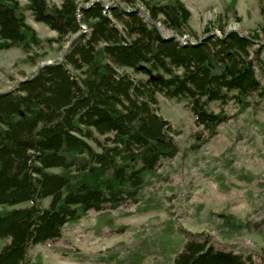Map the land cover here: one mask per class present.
Returning <instances> with one entry per match:
<instances>
[{
    "label": "trees",
    "instance_id": "trees-1",
    "mask_svg": "<svg viewBox=\"0 0 264 264\" xmlns=\"http://www.w3.org/2000/svg\"><path fill=\"white\" fill-rule=\"evenodd\" d=\"M119 1L105 7L101 0H0V50L20 47L33 59L30 52L44 41L58 49L68 44L62 60L39 64L0 90V205L10 206L0 210V238H9L0 264H34L27 257L31 245L59 237L89 210L153 198L144 197L143 188L180 152L178 131L159 114L158 93L190 111L197 129L189 150L234 114L264 101L259 31L243 35L219 24L220 34L205 27L197 36L181 0ZM258 1L263 29L264 0ZM24 10L56 36L41 39ZM211 102H218L217 111ZM229 102L236 107L231 116L223 109ZM240 171L251 182L249 171ZM220 220L234 237L261 226L230 213ZM252 261L250 252L222 248L199 233H189L171 257V264Z\"/></svg>",
    "mask_w": 264,
    "mask_h": 264
},
{
    "label": "rangeland",
    "instance_id": "rangeland-1",
    "mask_svg": "<svg viewBox=\"0 0 264 264\" xmlns=\"http://www.w3.org/2000/svg\"><path fill=\"white\" fill-rule=\"evenodd\" d=\"M104 1L108 4L119 0ZM181 1L190 10L188 23L197 36L203 35L205 27L220 34L219 24L225 30L234 28L244 35L259 31L257 43L261 44L263 64L257 74L264 86V28L259 25L262 21L259 1ZM24 14L41 39L56 36L45 24L35 22L28 10ZM158 27L164 35L171 34L170 29ZM184 37L194 40L190 34ZM48 43L44 41L40 49L30 52L33 59H26L27 54L20 47L1 49L0 90L14 87L42 61L60 59L67 43L62 49ZM41 53L45 55L40 56ZM157 99L159 114L178 131L174 138L180 152L162 162L156 178L152 177L143 188V196L151 194L153 198L146 204L128 203L99 212L89 210L78 221L67 223L59 237L31 245L27 253L29 262L171 264V257L183 239L189 233H199L222 248L250 252L251 264H264V186L258 184V180H264V101L233 116L236 107L227 103L223 109L231 117L219 125L215 136L199 148L189 150L197 128L185 103L161 93ZM209 107L217 111L218 102H211ZM224 161L229 162L228 166ZM240 170L249 171L253 176L251 182L243 178L244 172ZM48 202L46 197L43 203ZM9 207L0 205V210ZM103 213L107 217H102ZM224 213L239 220L261 222V230L245 232L241 237L228 236L219 226ZM8 242L9 238H0V249Z\"/></svg>",
    "mask_w": 264,
    "mask_h": 264
},
{
    "label": "water",
    "instance_id": "water-1",
    "mask_svg": "<svg viewBox=\"0 0 264 264\" xmlns=\"http://www.w3.org/2000/svg\"><path fill=\"white\" fill-rule=\"evenodd\" d=\"M94 1H98V0H91V3L94 2ZM101 1L103 2V5H104L105 7H108V4H107L104 0H101ZM116 4H120V2H119V1H116L114 5H116ZM229 30H236V29H234V28H230ZM236 31H238V30H236ZM240 34H241V33H240ZM243 35H244V34H243ZM67 46H68V44H67ZM66 50H67V47H66L65 51H66ZM64 55H65V53L61 56V58H60L59 60H62V59L64 58ZM51 62H52V60H46V61H43L42 63H40L39 66H41V65H43V64H49V63H51Z\"/></svg>",
    "mask_w": 264,
    "mask_h": 264
}]
</instances>
